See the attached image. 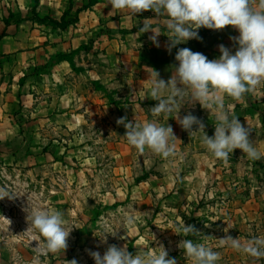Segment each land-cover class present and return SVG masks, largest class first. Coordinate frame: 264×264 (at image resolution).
Wrapping results in <instances>:
<instances>
[{"label": "rangeland", "instance_id": "374dc122", "mask_svg": "<svg viewBox=\"0 0 264 264\" xmlns=\"http://www.w3.org/2000/svg\"><path fill=\"white\" fill-rule=\"evenodd\" d=\"M17 6V0H0V28L18 22L13 14ZM94 87L108 94L102 86ZM106 119L104 111L100 120ZM116 121L108 131L107 125L92 129L91 119L85 118L80 129L62 135V145L42 146L33 153L21 141L14 157L0 154V186L20 195L0 200V264H31L35 256V234L25 233L29 203L62 211L74 227L65 252L42 255L41 264L73 259L95 264L88 250L103 255L110 244L126 245L133 255L162 244L177 264H191L178 247L183 239L219 252L217 264H264V258L220 246L217 240L228 235L242 241L264 237V158L253 161L243 155L236 161L230 154L227 161L216 159L203 146L200 132L194 135L196 141L177 138L175 156L162 158L149 149L141 153L127 143L126 129ZM259 129L264 142L262 123ZM259 210L262 220L256 219ZM129 215L134 217L132 227L124 223ZM183 221L201 234H175ZM102 232L116 236L107 235L105 244L98 237Z\"/></svg>", "mask_w": 264, "mask_h": 264}, {"label": "crops", "instance_id": "0c3cea01", "mask_svg": "<svg viewBox=\"0 0 264 264\" xmlns=\"http://www.w3.org/2000/svg\"><path fill=\"white\" fill-rule=\"evenodd\" d=\"M17 1L20 6L13 14L24 20H13L0 28V33L6 31L0 40L1 156L14 157L21 150V141L27 143V150H33V153H38L42 146L62 145L61 140L66 142L62 135L80 129L85 118L91 119L92 129L107 125L109 131L115 129L118 118L126 115L136 122L156 121L171 125L181 141L197 140L194 137L197 133L189 134L182 129L174 118L175 111L168 120L163 114L154 117L149 111L158 102L147 97L148 73L153 68L167 81L175 71L174 66H178L175 55L180 48L203 53L209 60L219 58L218 46L221 44L234 53L238 46L230 38L239 35L235 28H201L198 30L201 39L179 44L169 53L167 35L161 34L157 38L160 46L156 47L149 40L153 33L139 32L143 21L152 19V26L167 34V18L156 17L150 10L129 18L126 12H111L109 0H99L93 7L81 11L76 23L61 30L32 17L61 21L68 11L67 19L74 18L75 12L89 0ZM259 2L255 0L254 6ZM61 55L67 58H59ZM95 84L105 88L108 94L97 90ZM224 104L231 115L249 128L253 144L259 149L264 148L258 133L261 123L264 127V85L246 94L239 102L225 96ZM179 106L181 118L191 112L205 124V132L214 135L216 120L213 113L203 109L198 102L190 103L188 94ZM104 111L106 122L100 120ZM232 155L236 161L243 157L239 149L233 151L231 158ZM33 162L36 164L35 159ZM259 212L257 220L263 218V213Z\"/></svg>", "mask_w": 264, "mask_h": 264}, {"label": "clouds", "instance_id": "9594fccd", "mask_svg": "<svg viewBox=\"0 0 264 264\" xmlns=\"http://www.w3.org/2000/svg\"><path fill=\"white\" fill-rule=\"evenodd\" d=\"M109 4L112 7L111 12H126L129 18L149 10L156 17H166L167 34L162 33L158 27L154 28L152 19H145L139 32L153 33L149 40L156 47L160 46L157 38L161 34L167 35L170 41L166 46L169 53L179 44L201 39L198 33L201 28H235L239 35L230 38L238 46L234 53L221 44L218 46L221 53L219 58L209 60L203 53L180 48L175 55L178 66H174L175 71L167 81L160 78L157 70L150 68L147 97L158 103L149 111L154 117L163 114L167 120L175 111L174 118L182 129L189 134L202 133L203 146L216 159L227 161L236 149L253 161L264 158V150H260L251 141L249 128L238 117L231 115L224 104L225 96L239 102L246 94L253 93L259 86L264 85V0H260L257 6H254L255 0H109ZM186 94L190 96V103L198 102L203 109L215 115L213 136L207 135L205 124L191 112L183 118L179 116V102ZM116 123L125 127L124 137L127 143L139 152L149 149L162 158L176 155L174 141L178 139L171 125H162L156 121H128L126 116L117 119ZM17 196L20 195L7 186H0V200H12ZM24 211L27 213L26 220L29 225L25 233L35 234V256L31 264H41L42 255L61 251L64 253L74 228L69 226L64 213L30 203ZM124 223L132 227L134 217L126 216ZM224 231L227 232L228 228ZM173 232L183 237L201 234L195 225H185L184 221ZM109 234L116 236V232H102L98 237L106 244ZM204 237L206 239L208 236ZM217 240L220 246L230 247L255 258H264V237L242 241L239 237L228 235ZM178 247L191 264H217L221 258L220 253L213 251L206 243H194L191 239L181 240ZM88 254L95 264H177L176 259L169 257L162 244L151 251L137 250L135 255L127 250L126 245L118 247L116 244L108 245L103 255L91 250H88ZM67 264H77V261L73 259L67 261Z\"/></svg>", "mask_w": 264, "mask_h": 264}, {"label": "trees", "instance_id": "16d2710c", "mask_svg": "<svg viewBox=\"0 0 264 264\" xmlns=\"http://www.w3.org/2000/svg\"><path fill=\"white\" fill-rule=\"evenodd\" d=\"M99 0H89V2L81 9L77 10L74 14V18H69L67 19V15H68V11L65 12V14L63 15L61 21H56L51 19L50 17H45V18H39L38 16H33L32 18H37L38 21L42 22V23H49L51 26H53L54 28H60L61 30H66L70 25L76 23V21L78 20V15L81 11L83 10H87L91 7H93ZM24 20V18L19 19L18 22ZM6 35V32H3V34L0 37V40ZM59 58H67V56L61 55Z\"/></svg>", "mask_w": 264, "mask_h": 264}]
</instances>
